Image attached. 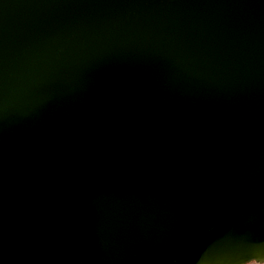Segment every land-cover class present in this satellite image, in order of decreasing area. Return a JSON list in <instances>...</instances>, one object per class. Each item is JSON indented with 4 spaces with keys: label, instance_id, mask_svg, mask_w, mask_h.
<instances>
[{
    "label": "water",
    "instance_id": "1",
    "mask_svg": "<svg viewBox=\"0 0 264 264\" xmlns=\"http://www.w3.org/2000/svg\"><path fill=\"white\" fill-rule=\"evenodd\" d=\"M264 263V0H0V264Z\"/></svg>",
    "mask_w": 264,
    "mask_h": 264
},
{
    "label": "flooded vegetation",
    "instance_id": "2",
    "mask_svg": "<svg viewBox=\"0 0 264 264\" xmlns=\"http://www.w3.org/2000/svg\"><path fill=\"white\" fill-rule=\"evenodd\" d=\"M245 264H264V263H257L253 259H251V260L246 261Z\"/></svg>",
    "mask_w": 264,
    "mask_h": 264
}]
</instances>
